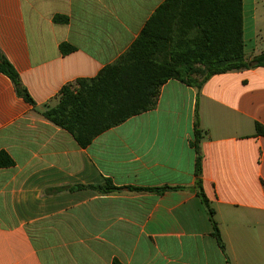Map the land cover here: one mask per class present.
<instances>
[{
  "label": "crops",
  "instance_id": "0c3cea01",
  "mask_svg": "<svg viewBox=\"0 0 264 264\" xmlns=\"http://www.w3.org/2000/svg\"><path fill=\"white\" fill-rule=\"evenodd\" d=\"M165 1L0 0V49L35 102L0 73V152L14 161L0 169V264H264V67L200 89L169 80L153 110L87 148L42 114L124 54ZM243 8L250 63L264 53V0ZM197 112L202 188L225 251L197 195ZM107 180L118 189H64Z\"/></svg>",
  "mask_w": 264,
  "mask_h": 264
},
{
  "label": "trees",
  "instance_id": "16d2710c",
  "mask_svg": "<svg viewBox=\"0 0 264 264\" xmlns=\"http://www.w3.org/2000/svg\"><path fill=\"white\" fill-rule=\"evenodd\" d=\"M69 21L65 16L54 17L55 23ZM61 50L66 53V46H61ZM255 67H264V53L250 63L245 59L243 0H166L124 54L96 77L64 86L59 103L45 107L42 114L71 133L82 148H87L103 132L153 110L162 86L169 80L200 89L215 75ZM0 73L11 80L18 97L35 106L19 73L1 49ZM256 134L264 136L263 125L256 124ZM202 136L197 112L193 143L197 153V195L208 211L213 236L225 251L215 211L202 188ZM13 165V159L0 152V169ZM81 188L102 194L118 189L110 180L101 186L64 189Z\"/></svg>",
  "mask_w": 264,
  "mask_h": 264
}]
</instances>
